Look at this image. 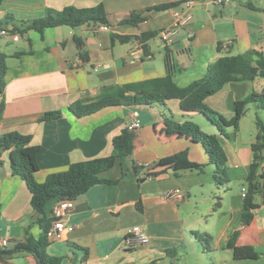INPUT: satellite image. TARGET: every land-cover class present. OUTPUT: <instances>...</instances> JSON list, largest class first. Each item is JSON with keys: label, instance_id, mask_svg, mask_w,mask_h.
<instances>
[{"label": "crops", "instance_id": "crops-1", "mask_svg": "<svg viewBox=\"0 0 264 264\" xmlns=\"http://www.w3.org/2000/svg\"><path fill=\"white\" fill-rule=\"evenodd\" d=\"M185 1L3 0L0 5V23L8 29L45 15L48 8L67 6L103 4L110 20L109 30H103L102 23L88 22L47 28L44 35L35 30L25 35L6 30L0 35V51L8 55L6 85L0 92V136L11 131L32 135L31 143L41 147L40 169L35 174L39 182L73 162L111 154L114 136L125 127L132 133V155L118 157L101 174L112 182L96 184L74 199L68 214L73 230L63 240H49L48 253L62 256L64 264H264V160L256 171L261 189L254 197L253 218L249 223L243 221L252 143L259 131L257 127L255 136L253 131L241 137L250 105L239 127L227 128L228 135L219 132L204 113L184 112L178 99L165 104L109 106L86 116H76L68 109L83 97L95 98L104 85L171 74L178 85L186 86L204 76L210 63L222 55L249 49L264 52V0H193L192 19L177 28L171 42L164 41L160 31L174 24L173 9L183 7ZM171 2L180 4L165 10L151 8ZM8 14L15 20L6 21ZM132 14L144 20L120 22ZM152 31L156 33L152 38H139ZM113 34L129 38L122 41ZM257 71L254 67L252 80L228 82L207 97L206 103L232 117L231 100L251 92L262 94L259 90L264 83ZM53 110H61V117L42 120L45 112ZM166 115L180 122L196 121L218 135L227 154L229 181L217 182L216 167L204 145L170 128ZM135 120L137 126L132 125ZM181 152L188 160L204 164V170L160 166ZM159 170L163 171L148 174ZM176 188L183 191L182 199L168 197ZM57 201L47 203L48 213ZM37 216L26 182L13 174L11 149L0 145V238L8 239V249L26 241L29 234L39 237ZM136 225L148 233L150 242L126 249L125 240ZM235 232L236 244L253 246L258 258H234L228 242ZM173 248L176 252H167ZM0 264L38 262L33 253L17 251Z\"/></svg>", "mask_w": 264, "mask_h": 264}, {"label": "trees", "instance_id": "trees-1", "mask_svg": "<svg viewBox=\"0 0 264 264\" xmlns=\"http://www.w3.org/2000/svg\"><path fill=\"white\" fill-rule=\"evenodd\" d=\"M3 0H0V5ZM180 2H171L155 5L151 8L165 10L179 5ZM6 21H14L12 14L6 15ZM144 20L139 14H132L130 17L121 20V23L137 24ZM109 24L108 13L103 4L89 8H77L67 6L61 10L48 8L45 15L34 18L30 21H23L21 25L14 24L11 29L0 27L10 32L25 35L30 30H35L44 35L47 28L68 25L78 26L83 23ZM155 32L143 33L139 38L146 41ZM113 38L124 41L129 35L113 34ZM31 41V40H30ZM223 48L222 42L218 43V50ZM17 52L16 56H21ZM7 57L5 52L0 51V92H3L6 85ZM254 67L259 69V74L264 77V52L257 49H249L238 54H225L210 63L207 72L186 86H180L171 74L149 78L124 84H109L101 87L95 98L86 96L68 106V109L76 116H86L96 113L109 106L117 105H153L165 104L168 100L178 99L184 112L198 111L204 113L218 127L219 132L227 134V128L239 127L241 119L246 115L250 104L256 108L264 109V95L251 92L240 100H231L230 106L234 115L228 117L225 114L211 108L206 103V98L221 90L225 84L231 81H248L254 76ZM3 107V104H2ZM61 110L47 111L42 120L59 118ZM167 125L179 133H184L199 140L205 147L210 163L214 164L215 178L217 182L229 181L227 173V154L217 134L205 131L196 121L187 119L183 122L177 121L172 115L165 116ZM256 124L259 129L255 141L252 143L253 162L247 177V191L243 211V221L249 223L253 218L252 210L255 208V195L260 191L261 186L256 171L264 160V122L257 115ZM32 135L22 134L18 131H11L0 136V145L11 149V167L13 174L19 175L27 184L31 192V204L37 211L36 222L39 224L41 233L39 237L29 234L24 242H18L11 249L0 248V261L5 260L9 255L17 251H29L34 254L38 264H64V258L58 255H51L47 251L50 244L48 230L51 227L54 216L48 213L46 205L51 199H76L87 192L92 186L112 182L104 179L101 174L110 169L118 157L131 156L133 152L132 133L128 127L113 138V151L111 154L87 160L73 162L65 170L52 172L47 175L43 182H39L35 174L39 171L38 153L40 146L32 144ZM160 166L174 167L176 171L198 170L203 171L205 165L192 162L186 158V153L181 152L173 155ZM136 170L140 167H135ZM165 171V169H163ZM149 172V175H157L163 171ZM140 207V203H139ZM237 232L228 242L229 248L233 249L235 259H255L259 257L258 251L253 246H238L236 244ZM207 242V238L200 236ZM173 254L176 249H168Z\"/></svg>", "mask_w": 264, "mask_h": 264}, {"label": "built area", "instance_id": "built-area-1", "mask_svg": "<svg viewBox=\"0 0 264 264\" xmlns=\"http://www.w3.org/2000/svg\"><path fill=\"white\" fill-rule=\"evenodd\" d=\"M230 0H217L218 3H224ZM193 5V0H186L181 8L173 9L174 24L171 27L165 28L160 31V37L166 41L171 42L174 38L177 28L182 27L189 23L192 19V13L190 8ZM103 30H109L107 24H101ZM6 30L0 29V35L4 34ZM140 45V44H139ZM139 124L138 120L133 121L132 125L137 126ZM168 197L174 200L182 199L184 193L180 188L173 189L168 192ZM73 206L72 199L58 200L52 209V215L54 216V221L48 230V238L52 241L63 240L65 233L73 230V225L69 223L68 214ZM150 242V237L148 233L139 225H136L130 229L129 234L125 240V248L131 249L140 244H145ZM8 239L0 238V248H7Z\"/></svg>", "mask_w": 264, "mask_h": 264}, {"label": "rangeland", "instance_id": "rangeland-1", "mask_svg": "<svg viewBox=\"0 0 264 264\" xmlns=\"http://www.w3.org/2000/svg\"><path fill=\"white\" fill-rule=\"evenodd\" d=\"M258 74H259V72L257 71V75ZM259 79H261L263 81V83H264V77H262V78L259 77ZM259 92H261L264 95V88H262L261 90H259ZM250 107H252V108L249 111L248 116H247V118L245 119V122H244L246 126H244L243 131L241 133L242 139L244 137H246V136H249V134L251 132H253V131H254V133H253L254 135L253 136H255V134H256L255 132L257 130V126H256V118H257V115L264 122V109H258V108H256L255 104H253V103L250 104ZM255 111H257V112L255 113Z\"/></svg>", "mask_w": 264, "mask_h": 264}]
</instances>
